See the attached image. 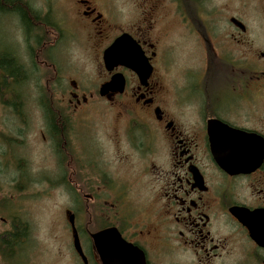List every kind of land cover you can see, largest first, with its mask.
<instances>
[{
  "label": "flooded vegetation",
  "instance_id": "flooded-vegetation-1",
  "mask_svg": "<svg viewBox=\"0 0 264 264\" xmlns=\"http://www.w3.org/2000/svg\"><path fill=\"white\" fill-rule=\"evenodd\" d=\"M240 1L0 0V264H103L91 235L110 229L143 264H264V26ZM86 48L90 83L67 59ZM96 103L117 124L92 142L73 123ZM56 174L70 204L44 226Z\"/></svg>",
  "mask_w": 264,
  "mask_h": 264
},
{
  "label": "rangeland",
  "instance_id": "rangeland-1",
  "mask_svg": "<svg viewBox=\"0 0 264 264\" xmlns=\"http://www.w3.org/2000/svg\"><path fill=\"white\" fill-rule=\"evenodd\" d=\"M30 4H32L33 7L41 10L42 11H47L48 6L47 4L44 5L45 3H49V0H28ZM264 0H244L246 3V11L248 14V20L250 22V25L252 28H256L258 26H264ZM228 2L232 9L236 10L238 7H240V0H215L216 7L221 8L222 6L225 5V3ZM44 5V6H43ZM44 7V8H42ZM65 56V54L62 52L60 53V57ZM94 56L91 55L90 51L86 48L84 49V52L82 51H77L73 50V52H68L67 59L69 62H71V65H74L75 68L78 67L80 72H83V82L88 81L89 83L91 81H95V76L96 69L93 66L92 63V57ZM173 59L176 62L180 63L183 60L184 57V51L180 48L175 51V53L172 54ZM61 57V58H62ZM64 58V62H65ZM62 62V61H61ZM63 62V63H64ZM68 62L64 63V66H68ZM63 65V64H62ZM66 68V67H65ZM176 74L178 69L173 70ZM89 78V79H87ZM94 79V80H93ZM86 86L87 83H85ZM85 86V88H87ZM88 111H87V116H85L82 120L73 123V126L78 127L76 125H82L80 130L82 131L84 128L83 127H92V132L94 137H92L91 140L94 142V140H100L101 141V136L105 131L110 130V126L116 125L117 122L114 120L112 117V112H109L108 106H105L104 104H94V105H89L88 106ZM86 130V129H85ZM73 131L75 129L73 128ZM106 135V134H105ZM90 140V139H89ZM99 142V141H98ZM89 150V153L95 156L97 155V152H94V149L92 145L88 144L86 147ZM72 157H75L74 152L72 151ZM33 161L38 164L39 163V158L37 155L33 157ZM51 166L53 165L50 164ZM73 168L76 167L74 163L72 164ZM80 167V166H79ZM81 175L85 174L84 170L79 172ZM56 178L54 179L56 181V184L52 186V184L44 185L40 184L37 185V188L39 189V192H41V195L36 196V203L34 204V208H36V217L37 219L40 220L41 223L44 224V226L47 224L49 220H51L52 215H54L53 220H61L65 219L64 216V210L69 207V197L67 195L66 190L64 187H60L58 182L60 180L61 175L56 174ZM90 176L88 177L89 181H95L96 177H93V172L91 171ZM75 176H73V183H72V188L77 189L78 191H74L73 194V203H72V208L76 211L80 210V205L82 202V195H81V183L77 184L78 186L75 187ZM52 180V181H54ZM44 191V192H43ZM80 222V220H78Z\"/></svg>",
  "mask_w": 264,
  "mask_h": 264
},
{
  "label": "water",
  "instance_id": "water-1",
  "mask_svg": "<svg viewBox=\"0 0 264 264\" xmlns=\"http://www.w3.org/2000/svg\"><path fill=\"white\" fill-rule=\"evenodd\" d=\"M117 43L118 42L114 43L104 54L106 67L109 71L112 70V62L115 59ZM117 83V77H113L110 83L101 87L100 96L103 97L109 91H115ZM68 220L72 224L74 223V217L72 215L68 217ZM91 239L93 241L96 253L98 254L100 260L102 259L103 264H143V262L140 260L136 261L135 256H123L126 249H120V246H124L125 243L122 241V239L114 229L95 233L91 235ZM73 243L75 250L81 256H83L77 235H74ZM127 252L135 254L138 251L134 248L129 247Z\"/></svg>",
  "mask_w": 264,
  "mask_h": 264
},
{
  "label": "trees",
  "instance_id": "trees-1",
  "mask_svg": "<svg viewBox=\"0 0 264 264\" xmlns=\"http://www.w3.org/2000/svg\"><path fill=\"white\" fill-rule=\"evenodd\" d=\"M1 5V4H0Z\"/></svg>",
  "mask_w": 264,
  "mask_h": 264
}]
</instances>
